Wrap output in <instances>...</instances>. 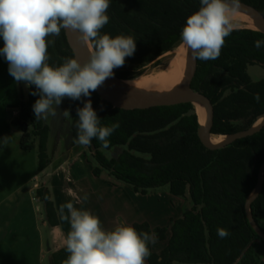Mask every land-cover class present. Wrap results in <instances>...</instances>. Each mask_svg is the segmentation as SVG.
Listing matches in <instances>:
<instances>
[{
	"label": "trees",
	"instance_id": "16d2710c",
	"mask_svg": "<svg viewBox=\"0 0 264 264\" xmlns=\"http://www.w3.org/2000/svg\"><path fill=\"white\" fill-rule=\"evenodd\" d=\"M244 1L264 13V0ZM109 4V22L100 30L101 34H123L136 39L134 55L114 69L122 78L135 77L144 73L149 64L162 63L161 55L182 41L187 17L201 6L200 0H109ZM47 39L52 41L48 45L49 64L59 66L74 58L64 29L59 36ZM257 40L264 41V32L234 27L217 59L197 60L191 85L211 99L215 133L227 134L248 127L255 115L264 111V77L252 79L248 72L249 65L264 63V46L255 47ZM34 90L33 85L25 92L21 85L19 96L6 100L5 105L17 107L16 116L28 122V128L20 132V145L36 149L37 171H42L51 160L47 145L49 126L43 120H35L33 104L38 95L31 94ZM257 93L259 102L254 99ZM90 98L101 126L115 122L120 125L109 137L108 148L98 139L89 145L95 175L106 170L144 192L168 184L173 194L188 193L191 198L192 205L172 219L168 227L151 228L147 221L132 224L138 232H155L157 240L165 241L158 250L149 245L151 256L146 258V264H173L176 260L236 264L239 257L242 264H257L253 245L258 235L247 219L245 200L255 187L258 168L264 161V127L228 146L210 149L198 136V115L191 102L125 109L113 106L97 91ZM67 101L74 112L75 141L79 122L76 110L83 106L85 97ZM114 147L119 151L112 155L103 151ZM39 194L48 218L57 224V210L49 190L40 188ZM251 211L256 217L264 215V180ZM218 228L227 229L230 235L221 239ZM51 256L54 264H63L67 258L58 250L52 251Z\"/></svg>",
	"mask_w": 264,
	"mask_h": 264
},
{
	"label": "clouds",
	"instance_id": "9594fccd",
	"mask_svg": "<svg viewBox=\"0 0 264 264\" xmlns=\"http://www.w3.org/2000/svg\"><path fill=\"white\" fill-rule=\"evenodd\" d=\"M200 2V8L187 17L181 39L191 50L193 61L215 60L225 38L234 30L232 17L241 9V0ZM109 6V0H0V37L4 42L0 55L8 62L15 82L35 86L31 93L38 95L33 104L35 120L56 118L64 98L76 101L89 97L76 110L79 122L75 142L85 148L93 139L108 148L109 137L120 127L119 122L101 126L90 97L136 50L133 36L101 34L100 30L109 22ZM62 29L79 33L86 44L92 42L93 50L86 61L69 58L59 66L47 62L48 45L52 42L47 38L59 36ZM261 46L264 41H255V47ZM254 99L259 102L258 93ZM62 115L69 117L70 112L63 110ZM3 143H8V137ZM67 195L72 199L59 208L61 215L67 209L64 219L70 226L65 238L68 256L63 264H146V258L151 256L149 245L158 239L155 232H138L125 223L105 229L98 216L75 206L82 199L87 200V194L82 198L68 189ZM217 235L224 239L230 233L218 228Z\"/></svg>",
	"mask_w": 264,
	"mask_h": 264
},
{
	"label": "rangeland",
	"instance_id": "374dc122",
	"mask_svg": "<svg viewBox=\"0 0 264 264\" xmlns=\"http://www.w3.org/2000/svg\"><path fill=\"white\" fill-rule=\"evenodd\" d=\"M234 27H246L242 22L233 21ZM171 54L169 52L161 55L162 63L154 66L149 64L144 69V73L156 71L162 68L168 62ZM248 72L252 79H259L264 77V66L260 63L251 64L248 67ZM16 83L17 96H19V90L22 85L24 91H27V87L23 82ZM63 110L70 112L69 117L62 115ZM259 118H257V121ZM74 121V112L72 111L67 98H64L60 109L58 110V116L56 118H49L43 122L49 126V137H48V151L51 157V161L43 169L39 175L38 181L43 186L40 188H46L50 192L51 198L55 202L58 225L57 228L58 236L53 238L55 235L54 228L52 227L51 220L48 218L44 201L36 199V195L39 193V189L34 191V203L33 208L29 206L31 216L27 218L30 220L27 227H23L20 224V230L17 225H14L15 220L20 222L24 218L22 212L19 210L12 209L9 201H6L0 211H6L11 214L12 217L7 220L4 225L0 237H9L0 241V264H5L6 259L10 258L11 263L14 264L17 260V264H26L23 261L28 255L31 258V262L27 264H54L52 260V252H49L48 247L53 241L58 246H61V250L66 256L68 253L65 250L63 239L66 238V234L69 231V221L64 219L67 216V209L64 214L61 215L59 207L57 205V197L61 201L62 195H59L60 191H57L53 184L55 181L53 177L58 170L61 173V184L63 187L67 185H73V189L77 191L83 198L87 194L88 199L83 200L80 204L75 206L80 209L89 210L94 215L98 216L101 220V225L105 229H112L117 223H125L132 225L135 221H147L151 228L156 225L169 226L172 219L180 216L183 210L192 205L191 198L188 193L182 195L173 194L168 184H163L149 188L147 191H142L141 188H136L130 183L123 182L119 179L114 178L103 170L101 174L95 175L93 173L94 162L89 157L92 154L90 147H83L77 144L73 139L72 125ZM256 121V122H257ZM17 128L18 126L15 125ZM19 130V129H17ZM35 149V148H34ZM120 149V147H119ZM36 151V149H35ZM107 156L112 155L119 150L114 147L111 149H103ZM37 154V153H36ZM63 162L62 166L59 164ZM67 165V166H64ZM57 181V183H60ZM33 183V182H32ZM127 188V189H125ZM28 203L23 201L21 206H27ZM0 219L4 220V217L0 216ZM24 229V230H23ZM25 232V233H24ZM29 233V234H27ZM39 233L41 237L39 236ZM31 236V237H30ZM30 237V239H27ZM42 239L41 248H38V240ZM52 239V240H51ZM258 241V240H257ZM52 242V243H53ZM65 244V243H64ZM163 241L157 240L152 247L155 249L158 246H162ZM33 246V248H32ZM260 244L257 245V251L260 257H264V247ZM56 249H53L55 251ZM39 252V253H38ZM35 255H38L37 259ZM43 255V256H42ZM40 256H42L40 258ZM173 264H215L206 262H185V261H174Z\"/></svg>",
	"mask_w": 264,
	"mask_h": 264
},
{
	"label": "water",
	"instance_id": "95a60500",
	"mask_svg": "<svg viewBox=\"0 0 264 264\" xmlns=\"http://www.w3.org/2000/svg\"><path fill=\"white\" fill-rule=\"evenodd\" d=\"M241 11L250 16L257 24L258 30L264 32V13L255 5L241 0ZM65 35L70 49L73 51L74 58H78L81 62L86 61L93 49L89 41L84 43L79 33L70 29L65 30ZM182 41L179 43L181 44ZM90 44V45H89ZM178 44V45H179ZM177 45V46H178ZM176 46V47H177ZM171 51V50H170ZM169 51V53H170ZM187 72L185 78L179 84L170 88H139L129 85L126 81L131 78H122L114 73L111 78H108L98 89L96 90L101 98L109 101L113 106L135 109V108H147L155 105H170L181 102H196L201 103L205 107V121L200 124L198 122L197 133L202 143L210 149H219L230 145L233 140L238 137L252 134L260 130L264 126V112L259 116V120L251 126L227 133V138L221 143H217L214 140L213 124L215 109L211 99L202 91L195 89L192 85V79L197 68V60L191 59V50L187 48ZM143 74V73H142ZM141 75V74H139ZM137 75V76H139ZM135 76V77H137ZM134 78V77H132ZM89 97H85V101ZM91 99V98H90ZM92 102V101H91ZM93 106V104H92ZM11 122L19 127L20 130L25 131L28 128V122L18 118L17 116L11 120ZM220 134V133H219ZM51 161V160H50ZM264 175V162L258 169L257 181L254 189L249 193L245 201L246 214L250 224L255 231L264 239V232L261 227L255 221L251 213V203L260 193L263 185Z\"/></svg>",
	"mask_w": 264,
	"mask_h": 264
},
{
	"label": "crops",
	"instance_id": "0c3cea01",
	"mask_svg": "<svg viewBox=\"0 0 264 264\" xmlns=\"http://www.w3.org/2000/svg\"><path fill=\"white\" fill-rule=\"evenodd\" d=\"M3 43V39L2 37H0V48L3 47ZM16 88L17 86L14 81V78L9 74L8 71V62L2 55H0V207H2V205L6 201H9L11 210H20L22 212V215L24 216V218L21 219L20 222H17L11 214L1 210L0 216L4 217V220L0 219V233L2 232V229L6 224L7 220L10 218V216L12 217V220H15L14 225H17V228L19 230V223H21L23 227H27L29 225L30 220L27 217L31 216V211L28 208L29 206L33 208V204L35 206L33 195L34 191L35 189H40V187L43 186L42 183L38 181L39 175L40 173H42L43 170L37 171V151H35L34 148L25 149L21 147V130L19 129V127L17 128L15 124L11 122V120L16 117L18 113V108L14 106L5 105L6 100L16 98ZM5 137H8L7 144L3 143V139ZM63 164L65 163L61 162L59 166L63 167ZM58 168L55 173V176L53 177V179L55 180L53 181V187H55L57 191H60V193H58L59 195H62L61 201H59L58 196H56V202L58 207L60 208L61 204L72 199L70 196L67 195V190L72 189L73 191H75V189H73V185H67L65 187L62 186L60 182L62 176ZM57 181H59L60 183H57ZM78 195L80 194L78 193ZM36 199H39V201H43L39 193L36 195ZM23 201H26L28 203L26 207L21 206ZM57 225L58 224H52V227L55 230L53 231L55 232L53 238H57L58 236H56V234H59V230L55 228L57 227ZM39 236L41 237L40 233ZM30 237H28L27 239H30ZM5 239H7L8 241L9 237H7L6 235L2 238L0 237V241L2 242H4ZM162 241L163 245L156 247L155 250H158L165 245V241ZM52 242L48 247L49 252H52L53 249L61 250V246H58L55 242ZM37 243L38 248L40 249L42 239H39ZM64 243L65 238L63 239L62 245H65ZM42 256H40V258ZM35 257L37 259L38 255H35ZM17 262L18 261L15 260L14 264H17ZM23 262L26 264L30 263L31 258L27 255L26 259ZM5 264L13 263H11L10 258H7ZM51 264L53 263L51 262Z\"/></svg>",
	"mask_w": 264,
	"mask_h": 264
},
{
	"label": "bare ground",
	"instance_id": "6f19581e",
	"mask_svg": "<svg viewBox=\"0 0 264 264\" xmlns=\"http://www.w3.org/2000/svg\"><path fill=\"white\" fill-rule=\"evenodd\" d=\"M232 20L242 22L245 26L253 29L258 28L256 22L241 10L233 14ZM170 54L168 62L162 68L151 73H143L126 82L133 87L139 88H170L179 84L184 80L187 72V47L182 42L171 50ZM195 111L198 115V122L200 124L204 123L205 107L201 103L196 102ZM213 138L215 142L221 143L226 140L227 135L216 133Z\"/></svg>",
	"mask_w": 264,
	"mask_h": 264
},
{
	"label": "flooded vegetation",
	"instance_id": "af4514ba",
	"mask_svg": "<svg viewBox=\"0 0 264 264\" xmlns=\"http://www.w3.org/2000/svg\"><path fill=\"white\" fill-rule=\"evenodd\" d=\"M260 64H262L263 66H264V63L263 62H259ZM263 78V77H262ZM240 86L241 87H243L244 85L243 84H240ZM264 112V111H263ZM262 112V113H263ZM262 113H259L258 115H255L256 117H255V119L253 120V122H252V124H254L256 121H257V118H259V116L262 114ZM251 124V125H252ZM251 125H249V126H251ZM248 126V127H249ZM264 127V126H263ZM262 127V128H263ZM245 128H247V127H245ZM261 128V129H262ZM241 129H244V128H241ZM241 129H239V130H241ZM238 131V130H237ZM259 131V130H258ZM235 132V131H234ZM257 132V131H256ZM255 133V132H254ZM253 134V133H252ZM248 135H250V134H248ZM246 136V135H245ZM242 137V136H241ZM239 138V137H238ZM237 139V138H236ZM264 162V161H263ZM262 162V163H263ZM261 163V164H262ZM261 164H260V166H261ZM254 166H255V163L252 165V169L254 168ZM259 166V167H260ZM259 169V168H258ZM257 173H258V171H257ZM263 180H264V175H263ZM257 181V180H256ZM263 186V185H262ZM258 196V195H257ZM246 201V200H245ZM252 204V203H251ZM251 208V207H250ZM245 213H246V209H245ZM251 213H252V211H251ZM252 215H253V213H252ZM246 216H247V214H246ZM253 217H254V219H255V221L257 222V224L261 227V229L263 230V232H264V228H263V226H264V215H261V216H258V217H256V216H254L253 215ZM247 219H248V217H247ZM248 221H249V219H248ZM250 223V222H249ZM251 225V224H250ZM251 227L253 228V226L251 225ZM254 229V228H253ZM255 230V229H254ZM256 232V231H255ZM257 233V232H256ZM257 235H258V237H256L255 238V242H254V249L256 250V252H257V264H264V257L262 258V257H260L259 256V253H258V251H257V245L258 244H260L261 246H263L264 247V239L261 237V236H259V234L257 233ZM258 240V241H257ZM262 247V248H263ZM241 257H239L238 259H237V261H236V264H242L241 263V259H240ZM248 262H249V260H248ZM252 263V262H251ZM250 263V264H251Z\"/></svg>",
	"mask_w": 264,
	"mask_h": 264
}]
</instances>
